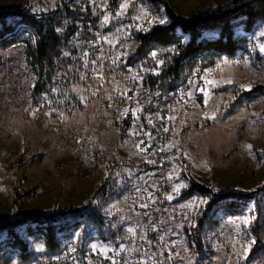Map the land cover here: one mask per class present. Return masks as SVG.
<instances>
[{"label":"rangeland","instance_id":"374dc122","mask_svg":"<svg viewBox=\"0 0 264 264\" xmlns=\"http://www.w3.org/2000/svg\"><path fill=\"white\" fill-rule=\"evenodd\" d=\"M167 1L191 17L235 0ZM17 9L57 21L62 43L42 77L26 42L0 45V223L64 212L71 227L50 252L40 231L18 226L29 260L0 231V264H264V222L253 231L264 198L259 211L253 199L237 214L220 207L198 250L188 232L209 198L182 197L191 178L216 192L264 183V21L250 32L237 28L248 38L245 51L197 66L172 88L166 71L175 46L131 63L138 34L169 21L161 4L0 0V12ZM115 149L129 165L105 197Z\"/></svg>","mask_w":264,"mask_h":264},{"label":"trees","instance_id":"16d2710c","mask_svg":"<svg viewBox=\"0 0 264 264\" xmlns=\"http://www.w3.org/2000/svg\"><path fill=\"white\" fill-rule=\"evenodd\" d=\"M148 1L161 4L169 21L154 25L149 31L138 34L135 57L131 59V63L147 56L158 47L175 46L177 54L172 66L166 71V75L172 81V88L180 85L185 79L184 76L190 74L197 66L208 67L213 65L219 56L232 57L245 51L248 38L237 36V28L241 26L244 31L250 32L258 22L264 21V0H235L230 7L217 8L191 17L177 13L167 0ZM57 23L53 18H39L24 10L0 12V45L8 47L19 42H26L30 63L42 77L46 73L52 55L59 50L62 43V37L56 29ZM211 31L217 35L206 36V32ZM26 33L30 35L25 36ZM257 89H261V86L245 92L246 96H251ZM128 123L130 124V119ZM190 180L189 187L182 193L183 198H188L195 193L209 198L197 225L188 232L189 240L197 243L198 250L201 248L199 246L202 228L214 219V214L220 207L229 214H237L247 200L253 199L259 211L264 198V183L245 192H216L192 178ZM259 216L258 214L253 228L257 236L264 222L259 219ZM32 223L37 224L36 228L30 227ZM24 224L29 225L31 234L40 231L45 237L47 249L55 252L60 248L58 233L70 228L71 220L66 213L62 212L48 215L23 214L0 223V231L6 230L8 233L7 243L19 249L21 259L29 260L33 251L28 249L27 242L19 237L15 230ZM3 247L0 244V252Z\"/></svg>","mask_w":264,"mask_h":264},{"label":"built area","instance_id":"2783aa9c","mask_svg":"<svg viewBox=\"0 0 264 264\" xmlns=\"http://www.w3.org/2000/svg\"><path fill=\"white\" fill-rule=\"evenodd\" d=\"M180 97L182 100H186L188 98V93L183 92ZM151 146H152V141L150 137L147 136V137L142 138L140 142V147L142 149L147 150L151 148ZM114 156H115V161H113V164H112L113 171H111V176L101 187L102 194H104L105 197L110 196L111 191H112V186L115 180H119L123 178V169L124 167L129 165L128 160L123 157V153L121 152V150L115 149Z\"/></svg>","mask_w":264,"mask_h":264},{"label":"snow or ice","instance_id":"6c2138e0","mask_svg":"<svg viewBox=\"0 0 264 264\" xmlns=\"http://www.w3.org/2000/svg\"><path fill=\"white\" fill-rule=\"evenodd\" d=\"M166 21L165 20H161L160 21V23H165ZM262 35H264V33H262ZM261 50H264V49H261ZM161 63H163V62H161ZM202 91V90H201ZM249 147H251V146H249ZM177 191H179V188H177L176 189ZM172 197L171 196H169V199H171ZM95 247V246H94Z\"/></svg>","mask_w":264,"mask_h":264}]
</instances>
